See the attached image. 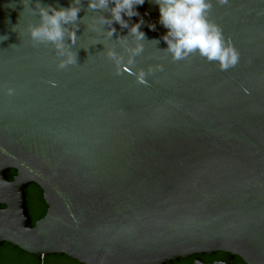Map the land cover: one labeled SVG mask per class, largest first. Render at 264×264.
<instances>
[{"label": "water", "instance_id": "95a60500", "mask_svg": "<svg viewBox=\"0 0 264 264\" xmlns=\"http://www.w3.org/2000/svg\"><path fill=\"white\" fill-rule=\"evenodd\" d=\"M206 2L234 65L198 49L176 58L156 0L127 27L105 22L112 0H0V249L82 264L215 252L264 264V0ZM69 6L79 13L62 41L33 38L41 8ZM31 184L47 206L34 225Z\"/></svg>", "mask_w": 264, "mask_h": 264}, {"label": "clouds", "instance_id": "9594fccd", "mask_svg": "<svg viewBox=\"0 0 264 264\" xmlns=\"http://www.w3.org/2000/svg\"><path fill=\"white\" fill-rule=\"evenodd\" d=\"M144 2L145 0H112V19L105 22L112 23L114 20L121 26L127 27L123 17L139 16L135 6L143 5ZM156 2L159 21L168 29L164 39L176 58L198 49L209 59H218L222 67H228L237 62V53L231 46L222 47L219 30L215 25L209 24L206 19L205 13L210 7L206 0H156ZM108 3L109 0H89V7L104 8ZM50 12L51 14L48 10L40 9L42 24L32 30V36L38 40L62 41L64 32L61 25L75 21L79 8L69 6L66 9H51ZM141 23H143L142 19L131 27V32L137 38H143V33L139 31ZM150 27L154 28V26ZM112 31L114 32L115 29ZM71 38L74 39V34H71ZM57 46L61 45L58 43Z\"/></svg>", "mask_w": 264, "mask_h": 264}, {"label": "flooded vegetation", "instance_id": "af4514ba", "mask_svg": "<svg viewBox=\"0 0 264 264\" xmlns=\"http://www.w3.org/2000/svg\"><path fill=\"white\" fill-rule=\"evenodd\" d=\"M27 208L32 223L42 219L46 213L47 206L43 201L42 191L34 184L29 185L26 190ZM246 264L242 258L226 252H215L213 254H195L187 258H180L168 264ZM0 264H82L66 255H49L42 259L26 254L11 245H3L0 249Z\"/></svg>", "mask_w": 264, "mask_h": 264}, {"label": "trees", "instance_id": "16d2710c", "mask_svg": "<svg viewBox=\"0 0 264 264\" xmlns=\"http://www.w3.org/2000/svg\"><path fill=\"white\" fill-rule=\"evenodd\" d=\"M16 172L11 170L10 171V180H12V178L15 176ZM32 225H34V223H32ZM4 245H7V244H4Z\"/></svg>", "mask_w": 264, "mask_h": 264}]
</instances>
